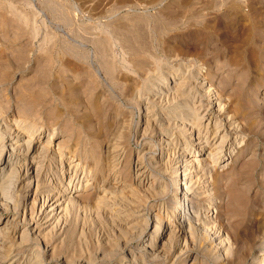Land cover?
Returning a JSON list of instances; mask_svg holds the SVG:
<instances>
[{
  "label": "rangeland",
  "instance_id": "obj_1",
  "mask_svg": "<svg viewBox=\"0 0 264 264\" xmlns=\"http://www.w3.org/2000/svg\"><path fill=\"white\" fill-rule=\"evenodd\" d=\"M182 76L196 96L163 88ZM210 85L237 147L225 162L209 153L227 147L203 150L194 188L213 193L219 217L186 243L175 230L177 246L168 233L153 238V226L173 205L192 204L197 224L209 214L203 194L177 200L184 179L173 175L183 152H198L189 132L204 129L196 114L215 101ZM16 134L43 148L39 172L52 190L37 194L35 173L7 179L0 264H264V0H0V147ZM50 192L66 213L44 223L54 200L40 196ZM217 231L233 246L225 254L210 239Z\"/></svg>",
  "mask_w": 264,
  "mask_h": 264
},
{
  "label": "bare ground",
  "instance_id": "obj_2",
  "mask_svg": "<svg viewBox=\"0 0 264 264\" xmlns=\"http://www.w3.org/2000/svg\"><path fill=\"white\" fill-rule=\"evenodd\" d=\"M187 71V70H186ZM176 70H174V71H171V75H175L176 74ZM184 74V73H183ZM196 75V74H195ZM185 76V75H184ZM184 76H182V78H180L179 80H174V81H172L171 83H173V84H166L165 86H163V88L164 89H166V91L169 89H174L176 92H181L182 93V95H189V96H192V97H194V96H196L193 92H192V87L190 88V84L192 83L191 81H190V76H189V78L188 77H184ZM169 77V76H168ZM176 78V77H175ZM167 80H172L171 79V77H169ZM172 85V86H171ZM203 85V84H202ZM187 90H189V92H187ZM164 91V90H163ZM165 91V92H166ZM174 91V92H175ZM209 96H213V95H215V101H213V102H211L210 103V106H209V108L208 109H206V112L204 113V114H202V116L199 118V116L198 115H200L201 114V112H199L200 111V109L202 108V107H200V109L199 110H197L198 111V115L196 114V112H195V114H196V118H198V120H204L203 122H206V123H204V125L202 124L201 126L206 130V132L204 133V129L203 130H198L196 133L194 132H191L192 131V129H191V131L189 132V135H191V140H193L194 141V146L197 148V153H196V155H194V156H190L188 159H185V158H183V157H186L185 156V154H186V152H183L182 153V155H180L179 157H181V160H180V162L181 163H177L178 165H177V167H176V170H175V172H174V175H173V179L175 180V179H177V178H179V177H183V179H184V185H183V188H182V190H177V192H176V195H179L180 194V197H178L177 198V200H182L181 199V194L185 197V198H183V204H185V206H187L188 205V202H189V199H190V202L191 203H193L192 201H193V199H195V201H199L198 200V197H199V195H205V197L204 196H202V197H204V199H205V201L207 202V209H208V212H209V214L207 215H205L206 216V219H201L200 218V220H201V223H199V224H197V220H199V219H197L198 218V216L197 215H194V213L192 214L191 213V207H192V204L190 205L191 207H189V209L187 208L186 210L184 209L185 207H184V205L182 206L181 205V209L180 210H178V211H175L174 210V208L175 207H173V206H175V205H173L172 206V209L171 210H169V211H167V214H166V216L168 217L167 218V220H163V219H161L160 220V222H157V220H156V222L155 223H157V225L156 226H153L154 227V234L155 235H153L154 237L153 238H157L160 234L161 235H163V234H166V233H168V235H167V237H168V239L165 241V242H167V243H170V242H174V241H176L177 240V238H176V236H175V233L177 232H180L181 231V234L183 235V239L185 240L186 239V236L188 235V234H190V235H192L193 236V232H194V230L197 228H199V227H201L202 229H203V232H205L206 234H210L211 233V230H212V228L215 226V221L217 220V218L219 217V202H214L213 200V193H211V192H206V191H200L198 188V186H195L196 188H194V185H197V182H199V179L201 178V176L203 177L204 175H205V171H203L202 170V168L201 169H197V167H198V165H199V163L200 162H202L203 161V159L202 158H200V156H202L203 154H206V153H203V150H205L206 149V147L207 148H211V147H213L214 149L216 148V149H221V151H217L218 153H222L223 151V149L225 148V147H227V149L229 150V152L227 153V154H223V155H220V156H217V155H215V153L213 154V153H211V149H210V153H209V156H211L212 158L213 157H215V159L213 160V161H215V162H225V161H227L228 159H230V158H232V153L234 152V149H235V146L237 147V141H238V138H237V135L236 136H234V138L231 136V135H229V133H227L226 132V129H225V127H222V125H223V123H221L222 121H223V119H222V121H218V120H216L217 118H219L218 117V115H221V113L223 114V109H224V106H225V104L226 103H224L223 104V98L221 97L222 95H221V93L219 92V91H217L216 90V87H215V90L212 88V85H210L209 86ZM200 94V93H199ZM206 94H207V92H206ZM172 95V94H171ZM178 95V94H177ZM162 96V95H161ZM206 96V95H205ZM213 98V97H212ZM172 99V98H171ZM189 101V100H188ZM203 102V101H202ZM200 105V104H199ZM191 109V108H190ZM195 111V110H194ZM193 111V112H194ZM187 112V111H186ZM185 112V113H186ZM190 112V111H189ZM180 113V112H179ZM183 113V112H182ZM188 115V114H187ZM226 115V114H225ZM179 116V115H178ZM192 117V116H191ZM224 117H226V116H224ZM229 117V116H228ZM227 117V118H228ZM193 118V117H192ZM213 118H215V122H214V128H215V133H214V135H213V138H212V140H210L209 138H208V128H209V125L211 124V120L213 119ZM225 120V119H224ZM192 121V120H191ZM184 122V121H183ZM201 122V121H200ZM179 123V122H178ZM196 123V122H195ZM174 124V123H173ZM236 124V123H235ZM234 124V122L232 121L231 123L229 122V125H235ZM183 125V124H182ZM228 125V124H227ZM162 126V125H161ZM171 126V125H170ZM200 126V127H201ZM224 126V125H223ZM201 127V128H202ZM229 128V127H228ZM236 128V127H235ZM230 130V129H229ZM221 132L223 133V134H221ZM231 133V132H230ZM232 134V133H231ZM235 134V133H234ZM21 135H17L16 134V136H15V140L13 141L12 139H10V140H7V141H9L10 143H8V144H3L1 147H0V189H6V187H8L7 186V181H8V183H9V186H10V183H11V180H14L13 179V177L15 178V179H18V177L17 176H19V174H21L22 172H23V174H24V176H28V174L30 173H35L32 177H31V180L29 181V184L31 185V182H32V179H34V181H35V185H36V188L34 189V191L38 194H41L40 192H43V193H47L48 191H45V189L47 188V187H49L51 190H52V187H51V185H50V183L49 182H46V174H41L39 171V166H41V165H39V163L41 162V160H39L38 158H41V157H45V155L43 154L44 153V151H42L43 150V148H41V150L39 151V152H37V146L35 145V144H31V143H29L30 142V140L28 139V140H26V141H24V142H21V139H19V137H20ZM187 138V137H186ZM234 139V140H232L231 141V139ZM9 139V138H8ZM5 140H6V138H5ZM5 140H3V141H5ZM169 140V139H168ZM168 140H166V141H168ZM13 141V142H12ZM169 143V142H168ZM243 143V142H242ZM173 144V143H172ZM191 145V144H190ZM59 146V145H58ZM193 146V145H192ZM232 146H233V148H232ZM173 148V147H172ZM212 148V149H213ZM208 149V150H209ZM45 153H46V151H45ZM56 153H61V155L60 156H63L62 154H63V152H62V150H58V151H56ZM181 153V152H180ZM43 154V155H42ZM215 155V156H214ZM54 156V155H53ZM56 156V155H55ZM188 157V156H187ZM28 158H30L31 160H29V161H27V159ZM61 157H59V159H60ZM24 160L25 159V161L24 162H22V164H20V162H21V160ZM38 159V160H37ZM43 160V159H42ZM179 160V159H178ZM63 160H61V162H62ZM228 161H230V160H228ZM137 162H139V161H137ZM184 162V163H183ZM232 162V161H231ZM161 163V162H160ZM187 163H190V168H188V169H186V166H188V164ZM19 164V165H18ZM36 164H38V165H36ZM63 164V163H62ZM227 164V163H226ZM35 165H36V167H35ZM165 165V164H164ZM224 165V164H223ZM66 166H68V167H71L72 166V164L71 163H69L68 165H66ZM77 166H79L78 164L76 165V168H77ZM35 167V168H34ZM42 167V166H41ZM165 169V168H164ZM21 170H22V172H21ZM115 170V169H114ZM136 170V169H135ZM42 171V170H41ZM62 171H63V167H62ZM70 171V169L68 168H66L65 169V172H69ZM138 176H137V182H138V184L139 185H141L143 182H144V180H145V171H143V170H141V169H138ZM20 172V173H19ZM45 172V171H44ZM165 172V171H164ZM60 174V173H59ZM148 174V173H147ZM4 175L5 176H7V177H4ZM22 175V174H21ZM17 178H16V177ZM22 177V176H21ZM73 177H74V175H72V176H69V181H68V184L67 185H69V184H74V181H73ZM148 177V176H147ZM29 178V177H28ZM8 179V180H7ZM208 180V179H207ZM15 181V180H14ZM179 181V180H178ZM17 182H18V180H17ZM5 183H6V187H5ZM151 183V182H150ZM181 183V182H180ZM159 183H157V185H158ZM178 184H179V182H178ZM144 185V184H143ZM156 185V186H157ZM155 186V187H156ZM56 187V186H55ZM139 187H141V186H139ZM148 187V190L150 189L149 187H151V186H147ZM29 188V187H28ZM31 188V187H30ZM41 188H43V189H41ZM159 188V187H158ZM147 189V188H146ZM152 189H155L154 187H152ZM152 189H150L149 191H151ZM161 189V188H160ZM196 189H198V190H196ZM7 190V189H6ZM28 190V189H27ZM43 190V191H42ZM5 191V190H4ZM143 191V190H142ZM156 191H158V190H156ZM160 192H161V190H159ZM35 192H34V194H35ZM123 192V191H122ZM153 192H155V191H153ZM204 193H206V194H204ZM53 194V193H52ZM51 194V192L49 193V194H47V195H44V196H40V197H43V199H44V203H43V205H45V203H47V201L50 199V200H54L53 201V203L50 205V208H45V210L44 211H42V214H43V219H44V221H42V222H44V223H48V222H50L54 217H55V215L56 214H58V213H56V211L55 210H60V212L62 213V211L64 210H66V209H64L66 206H63V201H64V199L62 200L61 199V196H60V199L62 200V202H61V200L59 199V197L57 198V196L59 195H57L56 196V198L54 197V194L52 195ZM56 194V193H55ZM123 194V193H122ZM150 194V193H149ZM154 194V193H153ZM192 194H196L197 196L195 197V196H193V197H191L192 196ZM38 196V195H37ZM37 196H35V199H36V197ZM115 195H113V197H114ZM154 196V195H153ZM190 196V198H188ZM119 197V196H118ZM175 197H177V196H175ZM201 197V198H202ZM38 198V197H37ZM55 198V199H54ZM180 198V199H179ZM187 198V199H186ZM215 198V197H214ZM39 199V198H38ZM199 199H200V197H199ZM60 200V201H59ZM188 201L187 203H185V201ZM69 202V201H68ZM112 203V202H111ZM43 205H42V207H43ZM68 205V204H67ZM63 206V207H62ZM180 206V205H179ZM44 208V207H43ZM70 208V207H69ZM108 208H110V207H108ZM42 209V208H41ZM179 209V208H178ZM57 210V211H58ZM68 211V210H67ZM194 212V211H193ZM210 212H212V213H214V214H216V216L215 217H213V215H211L210 214ZM64 213H66V212H63L62 214L64 215ZM61 214V215H62ZM124 214V213H123ZM39 215V214H38ZM40 216V215H39ZM162 216V215H161ZM165 216V215H164ZM5 216L4 215H2V213L0 214V223L2 222V220H3V218H4ZM59 217V216H58ZM129 218V217H128ZM215 218V219H214ZM41 219V218H40ZM21 221L22 222H25V218L22 220L21 219ZM47 225V224H46ZM154 225V224H153ZM55 226V225H54ZM188 226V228H185V227H187ZM264 227V226H263ZM200 228V229H201ZM211 228V229H210ZM5 229V227L4 228H0V233H2L3 234V232H5V231H3ZM201 229V230H202ZM175 230H176V232H175ZM215 230V229H214ZM8 231V230H7ZM10 232H11V236H13V235H16L17 233H18V229L17 228H13L12 227V229H10ZM31 232H32V229L31 230H29L28 228H25L23 231H22V233H21V235L20 236H18L19 238H20V240L19 241H24L25 239H26V237H27V235H31ZM218 232V231H217ZM153 233V232H152ZM215 233V232H214ZM37 235V234H36ZM216 236H214V237H210V239L212 240V243H213V247L215 248H217L218 249V253H220V254H223L224 252H229L230 250H232V248H233V246H231V245H229V246H227V244H226V239L225 238H221V233H220V231L217 233V234H215ZM1 236V235H0ZM3 236V235H2ZM1 236V237H2ZM165 236V235H164ZM0 237V238H1ZM4 237V236H3ZM2 237V238H3ZM17 237V236H16ZM31 237V236H30ZM33 237V236H32ZM5 238V237H4ZM174 238H175V240H174ZM182 238V237H181ZM149 240V239H148ZM153 240V239H152ZM152 240H150V241H152ZM180 240V239H179ZM179 240H177V242L179 241ZM186 241L187 240H185L184 242L186 243ZM216 241H218V242H216ZM143 242H144V245H146V246H148L149 245V242L147 243V239L145 240H143ZM176 242V243H177ZM215 242V243H214ZM180 243L181 242H178L177 244V246H179L180 245ZM228 243V242H227ZM151 244H154V243H152L151 242ZM165 244V243H164ZM171 244V243H170ZM145 246V247H146ZM150 247V246H149ZM152 247H153V245H152ZM182 247V246H181ZM186 247V246H185ZM222 249V250H221ZM249 249H252V247L251 248H249ZM0 250H3L2 249V247H0ZM257 250H258V248H257ZM217 251V250H216ZM255 251V250H254ZM259 251H264V247H260V249H259ZM182 252V251H181ZM251 252H253V249H252V251ZM225 254V253H224ZM252 254V253H251ZM215 255V254H214ZM220 256H222V255H220ZM257 260H258V258H257ZM262 262H264V260L262 261ZM24 263V262H23ZM142 263V262H141ZM259 263V262H258ZM20 264V263H19ZM260 264H263V263H260Z\"/></svg>",
  "mask_w": 264,
  "mask_h": 264
}]
</instances>
